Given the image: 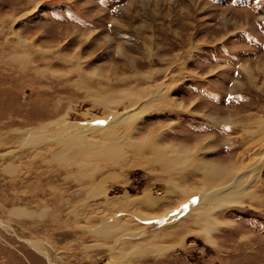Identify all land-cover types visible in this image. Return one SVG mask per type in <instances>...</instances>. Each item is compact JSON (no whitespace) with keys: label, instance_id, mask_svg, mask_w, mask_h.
I'll return each instance as SVG.
<instances>
[{"label":"rangeland","instance_id":"1","mask_svg":"<svg viewBox=\"0 0 264 264\" xmlns=\"http://www.w3.org/2000/svg\"><path fill=\"white\" fill-rule=\"evenodd\" d=\"M0 264H264V0H0Z\"/></svg>","mask_w":264,"mask_h":264},{"label":"bare ground","instance_id":"2","mask_svg":"<svg viewBox=\"0 0 264 264\" xmlns=\"http://www.w3.org/2000/svg\"><path fill=\"white\" fill-rule=\"evenodd\" d=\"M259 128V127H258ZM259 130V129H258ZM198 166V165H197ZM208 168H210V167H208ZM210 169H212V168H210ZM209 169V170H210ZM220 170H221V168H219ZM219 169H218V172H219ZM204 170H206V169H204ZM213 170H214V167H213ZM208 171V170H207ZM214 174H215V172L214 171H212ZM211 172V173H212ZM225 172H227L226 170H225ZM223 173H224V171H223ZM220 174H222V173H220ZM247 174V173H246ZM223 176V175H222ZM210 177V176H209ZM232 179V178H231ZM225 183V182H224ZM236 185H233V188H231L229 191H226L224 194H222V195H219V196H217V197H215V198H218V199H221L222 198V200L225 202V201H233L234 202V199L232 198V197H230V196H232L233 194H235V190L237 189V187L239 186V185H237V182L235 183ZM206 186V185H205ZM218 186V185H217ZM214 189V188H213ZM212 190V189H211ZM239 190V189H238ZM205 191V190H204ZM206 192V191H205ZM238 196V195H237ZM230 197V198H229ZM235 197H236V195H235ZM239 200V199H238ZM237 201V200H236ZM232 202V203H233Z\"/></svg>","mask_w":264,"mask_h":264}]
</instances>
